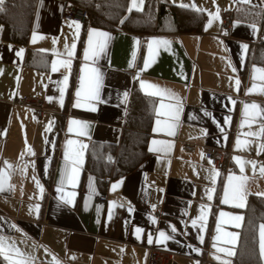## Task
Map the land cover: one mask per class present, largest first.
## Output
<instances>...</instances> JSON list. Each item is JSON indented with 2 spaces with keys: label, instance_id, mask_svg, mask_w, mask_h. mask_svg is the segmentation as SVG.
Wrapping results in <instances>:
<instances>
[{
  "label": "crops",
  "instance_id": "1",
  "mask_svg": "<svg viewBox=\"0 0 264 264\" xmlns=\"http://www.w3.org/2000/svg\"><path fill=\"white\" fill-rule=\"evenodd\" d=\"M77 1L34 0L24 43L4 38L0 22V264H147L151 246L171 251L173 264H234L243 208L264 196V0H167L185 18L203 12L197 31L169 18L122 26L149 0H128L113 26L66 18ZM133 83L153 115L131 118L123 143ZM24 96L40 99V116ZM140 143L147 154L115 173ZM203 145L224 149L223 168Z\"/></svg>",
  "mask_w": 264,
  "mask_h": 264
},
{
  "label": "trees",
  "instance_id": "2",
  "mask_svg": "<svg viewBox=\"0 0 264 264\" xmlns=\"http://www.w3.org/2000/svg\"><path fill=\"white\" fill-rule=\"evenodd\" d=\"M75 1V0H74ZM77 1V0H76ZM128 0H117L116 7H110L109 4H105L103 0H78L86 9V16L83 23L87 21L96 23L99 26H113L114 22L118 21L117 16L125 10V6ZM34 0H4L0 5V22L4 24L3 37L24 43L27 36V29L31 18V12L33 8ZM110 7L108 11L105 8ZM112 8H116V13H111ZM182 6L173 4L167 0H149L146 6L142 10H132L125 19L122 21V26H130L131 20L133 23L139 22L145 24V27L159 28L164 21L169 18L171 25L175 30L179 31H197L202 28L204 14L201 11H191L190 16L184 17ZM134 14L140 15L138 19L134 17ZM17 17V21L13 17ZM17 22V23H16ZM260 30L264 34V4L260 11L259 17ZM256 56V55H255ZM254 56V57H255ZM258 59L264 64V50L261 49L257 53ZM153 100L150 96L143 94L138 86L133 83L130 93V101L125 117V131L123 133L122 142L126 143V140L130 137V129H126L129 120L132 118H139L141 121L151 122L153 115ZM62 121L55 124L57 127V138L61 130ZM143 143V142H142ZM144 146V143H143ZM140 148L144 151L141 154ZM147 154L144 147H136L131 151H127L125 155H121L119 163L117 162L116 172H126L131 168H134L138 160ZM125 162V163H124ZM126 165V167H124ZM99 179V177H98ZM244 220L241 226V237L239 241V249L234 258V264H259V254L256 241V227L259 221H264V196L251 195L248 199L247 205L243 208Z\"/></svg>",
  "mask_w": 264,
  "mask_h": 264
},
{
  "label": "built area",
  "instance_id": "3",
  "mask_svg": "<svg viewBox=\"0 0 264 264\" xmlns=\"http://www.w3.org/2000/svg\"><path fill=\"white\" fill-rule=\"evenodd\" d=\"M64 16L68 19L83 21L86 16L85 7L70 2L67 4ZM222 26L224 29L229 32L231 29V12L224 11L221 15ZM21 102L33 109L36 115L40 116L43 113V105L38 97L34 96H24L20 98ZM183 147L186 150H191L195 147V144L190 141H185L183 143ZM202 151L205 156L210 160L212 165L217 168H223L225 162V151L219 147L213 145H203ZM147 264H173V256L171 251L167 249L158 248L155 246H151L149 250V257ZM202 264H219L215 261L204 260Z\"/></svg>",
  "mask_w": 264,
  "mask_h": 264
},
{
  "label": "snow or ice",
  "instance_id": "4",
  "mask_svg": "<svg viewBox=\"0 0 264 264\" xmlns=\"http://www.w3.org/2000/svg\"><path fill=\"white\" fill-rule=\"evenodd\" d=\"M0 4H3V0H0ZM99 35L100 36H107V33H99ZM102 47H103V45H101V48ZM145 66H147V62H146ZM78 95H79V93H78ZM88 98L89 99H96L97 98L96 94H95V91L93 89L89 90ZM77 106H79V105H77ZM253 107H256V106L253 105ZM69 143H71V142H69ZM153 143H155V141ZM261 172L264 173V168L261 169ZM229 179L231 180L232 177H230ZM240 179L243 180L244 178L241 177ZM0 190H2V186H0ZM240 190H241V186L235 187L233 189L234 196H239L240 195ZM262 195H264V194H262ZM225 202H227V201H225ZM237 219H239V217H237ZM161 236H164V233H161ZM149 242H151V241H149ZM4 251H5V248L2 245H0V253H3ZM261 251H262V253H264V226H262V230H261ZM229 254H231V253H229ZM15 264H27V261H25V260H17L15 262Z\"/></svg>",
  "mask_w": 264,
  "mask_h": 264
},
{
  "label": "rangeland",
  "instance_id": "5",
  "mask_svg": "<svg viewBox=\"0 0 264 264\" xmlns=\"http://www.w3.org/2000/svg\"><path fill=\"white\" fill-rule=\"evenodd\" d=\"M82 6V5H81Z\"/></svg>",
  "mask_w": 264,
  "mask_h": 264
}]
</instances>
